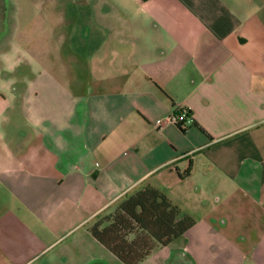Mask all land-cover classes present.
I'll return each mask as SVG.
<instances>
[{
    "label": "crops",
    "instance_id": "1",
    "mask_svg": "<svg viewBox=\"0 0 264 264\" xmlns=\"http://www.w3.org/2000/svg\"><path fill=\"white\" fill-rule=\"evenodd\" d=\"M136 2L138 33L120 38L134 48L96 33L68 82L61 58L32 60L31 78L2 53L0 264H110L88 228L145 185L199 213L208 241L264 260V0ZM190 230L164 262L196 264Z\"/></svg>",
    "mask_w": 264,
    "mask_h": 264
},
{
    "label": "rangeland",
    "instance_id": "2",
    "mask_svg": "<svg viewBox=\"0 0 264 264\" xmlns=\"http://www.w3.org/2000/svg\"><path fill=\"white\" fill-rule=\"evenodd\" d=\"M136 1L0 0V65L5 64L2 53L13 51L9 63L14 64L17 72L20 71L23 76L24 71H30L28 67L32 60L39 63L42 60L44 63L46 59L48 68L51 69L52 61L57 57L63 61L61 64L64 70L60 80L68 82L67 79L72 77L75 54L92 50L99 43L96 33H102V37L107 36L106 47L109 50L128 51L134 48L132 43L120 38L125 35L136 36L138 33L136 23H141V15ZM121 20L127 22L128 26ZM32 65L39 66L36 63ZM28 74L32 78L33 72L32 75L31 72ZM192 217L197 225L188 232L192 239L189 248L195 253L196 264H263L264 260L261 262L259 257L251 256V252L248 256L253 262L249 263L235 251L241 250L242 256L244 251H249L248 247L239 246L235 249L226 244L208 241L202 217L199 213H192ZM187 242L181 236L172 245L181 251L187 246ZM168 251L157 245L139 264H186L181 258L183 255L179 253L164 262L163 258L167 257ZM228 251L229 257L226 255ZM216 258L218 260L212 262ZM110 264L120 263L112 259Z\"/></svg>",
    "mask_w": 264,
    "mask_h": 264
},
{
    "label": "trees",
    "instance_id": "3",
    "mask_svg": "<svg viewBox=\"0 0 264 264\" xmlns=\"http://www.w3.org/2000/svg\"><path fill=\"white\" fill-rule=\"evenodd\" d=\"M194 225L195 219L183 214L165 193L145 185L88 229L121 264H139L155 246L169 245Z\"/></svg>",
    "mask_w": 264,
    "mask_h": 264
},
{
    "label": "built area",
    "instance_id": "4",
    "mask_svg": "<svg viewBox=\"0 0 264 264\" xmlns=\"http://www.w3.org/2000/svg\"><path fill=\"white\" fill-rule=\"evenodd\" d=\"M167 121L177 125L183 130H186V128L193 123L192 118L189 116L187 111H183L181 109H175L174 112L167 118ZM162 124V121H156V125L160 126Z\"/></svg>",
    "mask_w": 264,
    "mask_h": 264
}]
</instances>
